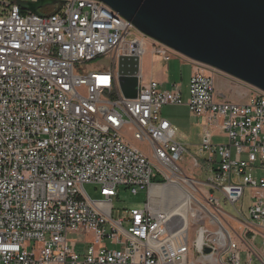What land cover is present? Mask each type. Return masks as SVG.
Listing matches in <instances>:
<instances>
[{
  "label": "built area",
  "instance_id": "2783aa9c",
  "mask_svg": "<svg viewBox=\"0 0 264 264\" xmlns=\"http://www.w3.org/2000/svg\"><path fill=\"white\" fill-rule=\"evenodd\" d=\"M146 42L164 62L186 60L95 0H65L44 15L0 0V264H185L192 248L201 264H264V250L249 249L241 260L213 193L238 221L264 227V93L243 104L220 99L213 73L194 63L185 102L178 89L144 82L140 72L136 98L125 99L118 60H140ZM105 58L108 68H89ZM165 105H185L201 120L193 166L206 167L208 180L197 183L201 199L188 203L196 237L205 238L200 248L193 225L148 207L150 189L178 176L187 153L161 116ZM124 128L137 145L123 139ZM85 184L99 187L101 199L92 200ZM120 186L146 191L144 207L115 216ZM68 234H83V247Z\"/></svg>",
  "mask_w": 264,
  "mask_h": 264
},
{
  "label": "water",
  "instance_id": "95a60500",
  "mask_svg": "<svg viewBox=\"0 0 264 264\" xmlns=\"http://www.w3.org/2000/svg\"><path fill=\"white\" fill-rule=\"evenodd\" d=\"M38 14L65 0H13ZM129 22L143 36L187 60L214 69L264 93V0H95ZM39 15V14H38ZM118 85L135 99L139 59L118 60ZM204 253H210L204 248Z\"/></svg>",
  "mask_w": 264,
  "mask_h": 264
},
{
  "label": "rangeland",
  "instance_id": "374dc122",
  "mask_svg": "<svg viewBox=\"0 0 264 264\" xmlns=\"http://www.w3.org/2000/svg\"><path fill=\"white\" fill-rule=\"evenodd\" d=\"M54 5L53 7H55ZM50 11L49 8L46 10V12ZM151 49L148 42L145 43V55L142 59V76L143 78L147 74L148 71H151L152 69V63L150 59ZM169 69L172 73L178 74L176 64H174V61L168 62ZM90 69H95L98 67L101 68H108L111 66V60L108 58L105 59H97L93 60L88 63ZM202 71L205 74L213 73L215 80H217L216 76H221L227 80L228 88H227V96L229 98H241L244 100H248L251 96H253L256 93V89L241 82L234 78H231L227 75H224L222 73H219L217 71H213L212 69L201 66ZM177 76V75H176ZM179 77V76H178ZM177 79V78H176ZM179 81V80H175ZM225 90L223 88H220V93L224 94ZM182 100L183 102L187 99V88L183 86L182 90ZM222 99V98H220ZM231 102V101H230ZM235 102V101H234ZM161 116L164 119H167L169 122H171L175 128H176V139L180 141L187 150V153H184L183 160L179 164L180 174H178L179 177H177V181L187 180L190 181L193 185V187L197 188L202 191V188L200 187L201 183H204L208 180V173L206 171V167L195 168L193 166V162L195 159V153H196V146L199 144V125L201 123V120L194 117L192 114L189 113L187 106L185 105H165L161 109ZM123 139L130 143L137 145V143L132 139V136L127 128H124L121 131ZM213 142L218 143H225V138L221 137H215L213 139ZM141 150L149 154V150L146 146L142 144H138ZM259 176H264L263 173L259 174ZM162 184L166 185L168 184L166 180H162ZM155 182H161V179L157 177ZM195 182V183H194ZM200 183V184H197ZM84 191L86 194L92 199V200H99L101 199L100 193H99V187L92 185V184H85L84 185ZM186 188V187H185ZM190 193H193V191L189 190ZM195 193V192H194ZM215 198L219 200V207L221 211L228 217L232 219H237V213L234 209V207L229 204L225 198L217 192H213ZM247 194V193H246ZM197 195L198 198L201 199V196L199 194H194V196ZM196 197V196H195ZM147 202V193L146 191H139L137 195H132L128 189H126L124 186H120L118 188V196L117 198L113 199V208L115 216H118L119 213L122 215L125 213V211H129L132 209H141L144 207L145 203ZM247 198L245 197L243 202L239 205L243 208L247 206ZM238 205V204H237ZM238 206L239 208H241ZM221 221V219H220ZM190 225H193L190 229L191 236L193 239L196 237V229H197V223H192ZM212 228H210L211 230ZM228 229V228H227ZM212 230H215L213 228ZM67 240L69 242H73L74 244H77L78 248H82L83 245L86 242V238L83 234H68ZM194 250L192 248L191 254L193 260H195L196 264L199 263L198 255L196 253H193ZM245 254H241V260H244ZM252 264H260L255 258L252 261Z\"/></svg>",
  "mask_w": 264,
  "mask_h": 264
},
{
  "label": "crops",
  "instance_id": "0c3cea01",
  "mask_svg": "<svg viewBox=\"0 0 264 264\" xmlns=\"http://www.w3.org/2000/svg\"><path fill=\"white\" fill-rule=\"evenodd\" d=\"M144 55L145 53L143 54V56ZM150 55H151L150 59L152 63V66H151L152 69L151 71L147 72L144 78L142 76L143 56L139 60V72H140L142 80L144 82H147L150 80L155 81L159 83L163 89H166V90H172L174 88L178 89V91L181 94V97L183 93L182 92L183 86H185L187 88V96H188V84H189L192 72L195 70L194 62L187 60V59L179 60L177 58H173L172 60L174 61V64H176V68L178 71V74H176V71L175 73H172L169 69L168 62H171L172 60L168 62H164L162 59H160L157 56H154L152 53ZM216 78L217 80H215L214 78V83H215L216 92L219 98H222V99H225L233 103H237V104H243L247 102V100H244L241 98H235V97L233 99L229 98L226 94L227 88H228L227 80L221 76H216ZM175 80H179V81H175ZM220 88H223L225 90L224 94L220 93ZM200 133H201V123L199 125V141H200ZM179 143L181 142L179 141ZM223 219L225 223L235 232L236 234L235 237L236 239H238L237 241L239 243L242 253L245 254V258H246V251H248L249 249H252L258 252L264 250V227H261L260 225L256 223L243 224L237 219H232L226 216L225 214H223ZM223 219H221L222 223L224 222ZM185 264H196L195 260H193L192 258L191 252L188 254Z\"/></svg>",
  "mask_w": 264,
  "mask_h": 264
},
{
  "label": "bare ground",
  "instance_id": "6f19581e",
  "mask_svg": "<svg viewBox=\"0 0 264 264\" xmlns=\"http://www.w3.org/2000/svg\"><path fill=\"white\" fill-rule=\"evenodd\" d=\"M177 177L179 176H174V179L166 185H156L150 189L148 207L152 213L173 217L188 227L198 219L194 210H190L188 207L189 200L194 197V192L197 194L198 188L193 187L190 181H177ZM189 190L193 191V193H190ZM227 230L225 227L221 230V233ZM196 238L197 246L200 248L205 238L202 235Z\"/></svg>",
  "mask_w": 264,
  "mask_h": 264
},
{
  "label": "trees",
  "instance_id": "16d2710c",
  "mask_svg": "<svg viewBox=\"0 0 264 264\" xmlns=\"http://www.w3.org/2000/svg\"><path fill=\"white\" fill-rule=\"evenodd\" d=\"M54 5H56L55 7H53ZM61 5L58 4V3H54V4H46L44 6H42L39 10H38V14L39 15H44V14H49V13H53L54 11H56ZM49 8L50 11L46 12V10ZM20 12L22 14H25L27 13L28 11L26 10H21L20 9ZM163 182V181H162ZM161 182V183H162Z\"/></svg>",
  "mask_w": 264,
  "mask_h": 264
}]
</instances>
